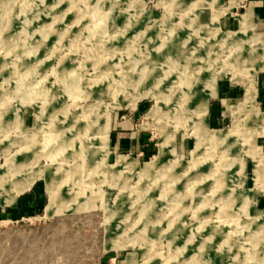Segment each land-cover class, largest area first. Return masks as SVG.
I'll return each mask as SVG.
<instances>
[{
  "label": "rangeland",
  "instance_id": "rangeland-1",
  "mask_svg": "<svg viewBox=\"0 0 264 264\" xmlns=\"http://www.w3.org/2000/svg\"><path fill=\"white\" fill-rule=\"evenodd\" d=\"M244 5L0 0V264H264V34ZM115 117L147 151L110 147Z\"/></svg>",
  "mask_w": 264,
  "mask_h": 264
},
{
  "label": "crops",
  "instance_id": "crops-1",
  "mask_svg": "<svg viewBox=\"0 0 264 264\" xmlns=\"http://www.w3.org/2000/svg\"><path fill=\"white\" fill-rule=\"evenodd\" d=\"M245 5V11L251 10L252 18L255 20V25L264 34V0H241ZM245 1V2H244ZM246 11V12H247ZM147 135L139 133L135 130V124L132 119L115 117L110 124V147L113 150H145L148 149ZM24 204L33 207L39 204V193H28L22 197Z\"/></svg>",
  "mask_w": 264,
  "mask_h": 264
},
{
  "label": "bare ground",
  "instance_id": "bare-ground-1",
  "mask_svg": "<svg viewBox=\"0 0 264 264\" xmlns=\"http://www.w3.org/2000/svg\"><path fill=\"white\" fill-rule=\"evenodd\" d=\"M200 2H201V1H200ZM195 4H196V3H195ZM197 4H198V3H197ZM205 4H206V3H205ZM112 5H113V4H112ZM191 5H192V4H191ZM192 6H194V5H192ZM99 7H100V6H99ZM175 7H176V6H175ZM115 8H116V7H115ZM195 9H196V8H195ZM196 10H197V9H196ZM188 11H189V10H188ZM194 11H195V10H194ZM221 15H222V14H221ZM192 16H193V15H192ZM194 17H195V16H194ZM246 17H247V16H246ZM246 17H245V18H246ZM245 18H244V19H245ZM246 19H247V18H246ZM217 21H218V20H217ZM245 23H246V22H245ZM190 24H191V23H190ZM194 24H195V23H194ZM188 25H189V23H188ZM191 25H192V24H191ZM200 25H201V24H200ZM222 25H223V24H222ZM192 26H193V25H192ZM197 27H198V26H197ZM202 28H203V27H202ZM178 31H179V30H178ZM179 32H180V31H179ZM183 33H185L184 30H183ZM185 34H186V33H185ZM180 35H181V34H180ZM172 36H173V35H172ZM181 36H182V35H181ZM182 37H183V36H182ZM172 38H173V37H172ZM189 38H190V36H189ZM175 39H176V38H175ZM180 42H181V41H180ZM188 42H189V41H188ZM167 43H168V42H167ZM204 44H205V43H204ZM204 44H203V45H204ZM166 45H167V44H166ZM173 45H174V44H173ZM175 45H176V44H175ZM169 46H170V45H169ZM199 47H200V46H199ZM207 47H208V46H207ZM181 48H182V47H181ZM176 49H177V48H176ZM183 50H184V49H183ZM217 50H218V49H217ZM166 51H167V50H166ZM166 51H165V52H166ZM184 52H185V51H184ZM173 53H174V52H173ZM202 53H203V52H202ZM165 54H166V53H165ZM211 54H212V53H211ZM179 55H180V54H179ZM176 56H177V54H176ZM189 56H190V55H189ZM207 56H208V55H207ZM216 56H217V55H216ZM172 57H173V56H172ZM202 57H203V56H202ZM202 57H201V58H202ZM209 57H210V55H209ZM207 58H208V57H207ZM229 58H230V57H229ZM191 60H192V59H191ZM196 60H197V59H196ZM196 60H195V61H196ZM197 61H198V60H197ZM215 61H216V60H215ZM217 61H218V60H217ZM227 61H228V60H227ZM178 62H179V61H178ZM206 62H207V61H206ZM180 63H181V62H180ZM232 63H233V62H232ZM211 64H212V63H211ZM215 65H216V63H215ZM188 66H189V65H188ZM208 66H209V65H208ZM212 66H213V65H212ZM187 68H188V67H187ZM207 69H208V68H207ZM187 70H188V69H187ZM180 89H181V88H180ZM180 91H181V90H180ZM176 92H177V91H176ZM194 92H195V91H194ZM187 94H188V93H187ZM183 98H185V96H184ZM193 98H194V97H193ZM205 100H206V98H205ZM207 100H208V99H207ZM183 102H184V100H183ZM189 103H190V102H189ZM206 107H207V106H206ZM206 107H204V108H203V111H202V112L204 113V115H206V113H207V108H206ZM182 108H183V107H182ZM182 110H183V109H182ZM257 117H258V116H257ZM204 118H205V117H204ZM199 126H200V123H199ZM202 127H203V126H202ZM205 128H206V127H205ZM200 131H202V129H201ZM203 131H204V130H203ZM198 133H199V132H198ZM198 133H197V134H198ZM202 133H203V132H202ZM204 134H205V133H204ZM204 134H203V135H204ZM215 136H216V135H214L213 138H214ZM208 137H209V136H208ZM215 139H217V138H215ZM211 140H212V139H211ZM207 142H208V141H207ZM211 142H212V141H211ZM203 144H204V143H203ZM217 145H218V144H217ZM215 146H216V145H215ZM147 166H148V165H147ZM225 181H226V180H225ZM225 181H224V182H225Z\"/></svg>",
  "mask_w": 264,
  "mask_h": 264
}]
</instances>
